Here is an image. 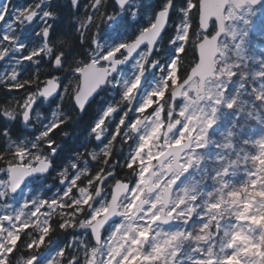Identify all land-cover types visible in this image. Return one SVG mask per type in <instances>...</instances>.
Returning a JSON list of instances; mask_svg holds the SVG:
<instances>
[{
  "label": "snow or ice",
  "instance_id": "1",
  "mask_svg": "<svg viewBox=\"0 0 264 264\" xmlns=\"http://www.w3.org/2000/svg\"><path fill=\"white\" fill-rule=\"evenodd\" d=\"M0 264H264V0H0Z\"/></svg>",
  "mask_w": 264,
  "mask_h": 264
}]
</instances>
